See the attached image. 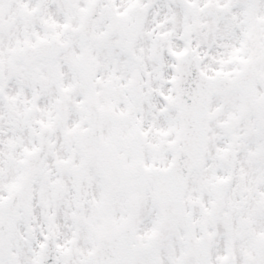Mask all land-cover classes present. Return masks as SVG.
I'll return each mask as SVG.
<instances>
[{"label": "snow or ice", "instance_id": "1", "mask_svg": "<svg viewBox=\"0 0 264 264\" xmlns=\"http://www.w3.org/2000/svg\"><path fill=\"white\" fill-rule=\"evenodd\" d=\"M0 264H264V0H0Z\"/></svg>", "mask_w": 264, "mask_h": 264}]
</instances>
